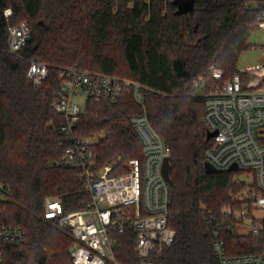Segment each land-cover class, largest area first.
<instances>
[{
  "label": "trees",
  "instance_id": "trees-1",
  "mask_svg": "<svg viewBox=\"0 0 264 264\" xmlns=\"http://www.w3.org/2000/svg\"><path fill=\"white\" fill-rule=\"evenodd\" d=\"M0 0V224L26 230L23 241L0 240V264H74V237L57 218L44 217L46 197H59L66 212L90 207L86 177L62 164L71 144L61 130L64 114L53 107L63 69L99 71L148 87L145 106L154 129L171 148L169 225L174 241L151 259L158 264H220L208 215H219L242 188L237 172L208 173L211 144L204 122L205 97L195 85L210 67L237 71L263 0ZM12 8L9 17L4 11ZM26 21L27 44L9 50V28ZM121 47L124 65L109 47ZM33 60L49 66L35 86L27 76ZM143 107L131 92L117 101L89 100L74 129L100 134L96 171L114 158L142 157L143 142L130 122ZM96 176V175H95ZM230 255L257 252L253 234L225 232ZM114 252L123 264H138L135 233L113 232Z\"/></svg>",
  "mask_w": 264,
  "mask_h": 264
},
{
  "label": "built area",
  "instance_id": "built-area-1",
  "mask_svg": "<svg viewBox=\"0 0 264 264\" xmlns=\"http://www.w3.org/2000/svg\"><path fill=\"white\" fill-rule=\"evenodd\" d=\"M260 9L256 29L264 30V0ZM12 13V8L4 11L7 17ZM30 33L26 21L10 26L9 50L19 52ZM210 75L212 84L203 76L195 81L205 97V125L208 132L215 133L205 152L206 162L218 170L236 171L242 185L219 215L207 216L213 229L214 253L220 264H264V61L237 69L225 80L223 69L213 65ZM27 76L40 86L49 77V66L33 60ZM59 80L53 107L65 115L61 130L71 142L61 162L86 177L91 202L89 208L66 212L59 197L49 196L43 204L44 217L59 219L74 237V264H123L114 252L111 234L125 233L129 228L135 233L138 264H158L151 257L173 243L176 231L168 222L172 193L163 173L171 148L147 115L144 92L148 87L129 78L78 68L63 69ZM126 92H131L143 107L141 114L130 118L142 139L143 155L118 156L95 173L101 135H78L74 127L89 100L115 102ZM79 97L84 98L83 104ZM233 166L236 169H231ZM3 199L0 189V209ZM231 230L259 236L263 240L259 250L230 255L223 234ZM26 235L22 227L0 224V240L23 241Z\"/></svg>",
  "mask_w": 264,
  "mask_h": 264
},
{
  "label": "rangeland",
  "instance_id": "rangeland-1",
  "mask_svg": "<svg viewBox=\"0 0 264 264\" xmlns=\"http://www.w3.org/2000/svg\"><path fill=\"white\" fill-rule=\"evenodd\" d=\"M249 41L251 44L255 46L252 49L245 51L244 53L240 55L238 62H237V69H243L250 65H254L259 62L264 61V30L257 28L250 36ZM108 49L109 50L111 49L116 54V56L119 58V61H120V67H122L124 65V62H123V55H122L121 47L116 45L114 47H109ZM77 100L81 104L85 102L83 97H79ZM101 168H99L98 170H100Z\"/></svg>",
  "mask_w": 264,
  "mask_h": 264
},
{
  "label": "water",
  "instance_id": "water-1",
  "mask_svg": "<svg viewBox=\"0 0 264 264\" xmlns=\"http://www.w3.org/2000/svg\"><path fill=\"white\" fill-rule=\"evenodd\" d=\"M193 2L194 0H187L184 5L180 6V9H189L193 6ZM215 133L213 132H208L207 133V139H210ZM205 169L208 173H215L218 172L219 170L217 168H215L212 164H210L209 162H205ZM231 169H236V166H233ZM170 170H171V162H170V157H167L165 159L164 165H163V173L164 176L166 178L167 181H171V175H170ZM103 208H106V206H104ZM73 250V247L70 248V251Z\"/></svg>",
  "mask_w": 264,
  "mask_h": 264
}]
</instances>
